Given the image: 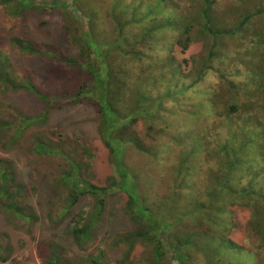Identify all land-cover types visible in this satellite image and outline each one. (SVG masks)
I'll return each mask as SVG.
<instances>
[{
  "label": "trees",
  "instance_id": "obj_1",
  "mask_svg": "<svg viewBox=\"0 0 264 264\" xmlns=\"http://www.w3.org/2000/svg\"><path fill=\"white\" fill-rule=\"evenodd\" d=\"M92 1L101 2L0 0V10L16 28L7 31L5 41L0 33V97L4 92H21L43 104L44 115L28 116L22 120L27 125L33 118L46 117L54 104L53 108L64 103L96 107L100 137L116 162L120 182L101 187L83 178L94 158L87 145H79L85 160L61 154L70 165V171L62 174L67 177L62 182L69 189L70 206L84 195L94 199L88 214L71 218L67 233L84 249L102 222L110 191L117 188L128 195L125 213L134 225L116 242L127 247L125 262L144 245L150 248L148 264H189L196 257L206 264H264V122L254 101L239 104L241 92L264 98V69L253 70L241 87L215 68L234 41L244 43L250 55L259 54L264 67V0H187L188 4L112 0L107 17L113 30L108 33L98 31L97 9L89 7ZM50 9L62 11L65 34L79 46L77 55H65L52 44H36L20 32L29 13ZM196 44L202 50L187 57ZM11 48L25 57L44 56L49 64L45 80L53 87L63 85L65 97L45 93L29 70L19 71ZM214 72L220 80L215 86L206 85ZM258 76L262 78L256 81ZM182 101L188 102L193 123L208 124L204 134L181 133L175 123H167L166 115H175L168 104L178 106ZM140 121L147 126V137L136 130ZM12 127L0 116V134ZM162 138L177 146L178 155L171 201L158 213L144 202L138 177L130 175L123 158L126 144L157 156L167 146ZM39 143L44 142L39 139ZM36 149L40 155L60 156L58 151ZM27 190L16 179L12 162L0 158V208L30 222L26 219H33L32 214L26 215L27 208L21 205ZM241 211L249 214L245 223ZM1 240L0 233V264H28L10 260L12 246L3 248ZM49 248V264H73L72 251L56 243ZM75 264L111 263L100 250Z\"/></svg>",
  "mask_w": 264,
  "mask_h": 264
},
{
  "label": "rangeland",
  "instance_id": "obj_2",
  "mask_svg": "<svg viewBox=\"0 0 264 264\" xmlns=\"http://www.w3.org/2000/svg\"><path fill=\"white\" fill-rule=\"evenodd\" d=\"M98 3L92 1L89 7L98 14V31L111 32L113 24L107 17L108 5L112 0H100ZM187 0L185 3L188 4ZM220 7V6H219ZM224 9V8H222ZM73 15H78L75 10L71 11ZM4 10H0V33L3 34V40L7 37V31L13 28L8 17H5ZM65 21L62 11L47 10L33 11L29 13L26 19V25L21 29L22 35L36 44H52L59 47L65 55L75 56L79 52V46L74 44L65 34ZM16 33V32H15ZM13 33V34H15ZM230 45L225 59L216 63L215 68L221 74L227 76L239 86L244 87L251 78V72L256 69H264L260 61L259 54H249L246 45L241 41ZM6 45V44H5ZM12 49V48H11ZM202 50L201 44L194 45L187 53V57L197 54ZM12 57L19 71H30L34 77V83L46 91L49 95L59 94L64 98L63 85L53 87L44 78L45 70L49 64L44 56L25 57L15 50ZM122 60H120L121 62ZM262 78V77H261ZM260 76L256 81L261 80ZM220 80L214 72L207 78L206 85H214ZM56 88V89H55ZM61 89V90H57ZM239 104L249 103L250 100L256 103V114L264 122L263 95H255L249 91L241 92ZM0 112L1 118L11 121L13 127L5 133L0 134V158L10 160L13 164L15 177L18 182L23 183L28 189L25 196L21 199V205L26 207V215L32 214L33 219L28 217L24 222L16 215L8 213L0 208V233L2 235L1 245L12 246L13 252L10 260L28 264H49L46 256L50 255V246L54 243L72 251L73 264L82 262L84 257L97 254L104 250L106 259L111 264H148L147 257L150 254V248L144 245L136 247L125 262L124 253L127 250L125 245L117 246L120 236L131 230L134 225L129 220L125 211L128 204V195L119 189H112L106 199L105 212L102 222L96 231L94 239L86 244L84 249L76 246L73 238L67 233L71 218L81 212H87L92 209L94 199L89 195L79 198L74 206L69 204V189L62 182L66 176L62 177L64 171H70L69 162L63 158L67 154L71 158L80 160L87 159V155L82 152L79 145H87L94 158L90 166L83 170V178L91 184L110 187L114 181L120 182L117 174L118 170L113 155L104 145L100 134V115L97 108L87 104L69 105L62 104L59 108H53L45 116H40L39 120L33 118V122L27 125L24 122L27 117H35L45 113L43 104L33 95L26 93H14L12 91L2 93ZM175 115H166L167 123H175V129L181 133L199 132L204 134L208 124L203 121L193 123L188 110L187 101H182L180 105L168 104ZM46 118V119H45ZM39 121V122H38ZM136 130L141 137H147V126L140 121ZM177 131V132H178ZM176 132V131H175ZM174 132V133H175ZM176 132V133H177ZM74 138L79 139L75 141ZM43 140V145L38 144V140ZM149 144L153 140L147 138ZM162 143H166L165 148L157 156L151 157L139 153L131 145H124L123 161L130 171V175H136L140 182V193L145 203L150 205L158 213L163 211L166 203L171 201L174 177L173 168L177 163L178 149L169 138H162ZM37 141V142H36ZM15 142V143H14ZM13 143V144H12ZM59 143V144H57ZM57 144V145H56ZM60 153V156H49L52 154L39 153L35 147L44 151H53L51 146ZM37 152V153H36ZM166 152V153H165ZM65 153V154H64ZM47 155V156H46ZM173 180V181H172ZM198 181V177L195 179ZM68 209V210H67ZM70 215L67 216V212ZM239 217L242 223L247 222L249 214L241 211ZM30 216V215H28ZM36 218H38L36 220ZM28 223V224H27ZM173 264H178L173 261ZM189 264H206L202 258H194Z\"/></svg>",
  "mask_w": 264,
  "mask_h": 264
}]
</instances>
